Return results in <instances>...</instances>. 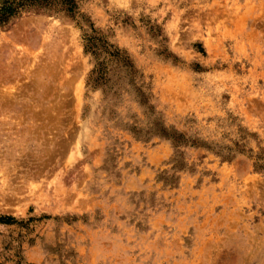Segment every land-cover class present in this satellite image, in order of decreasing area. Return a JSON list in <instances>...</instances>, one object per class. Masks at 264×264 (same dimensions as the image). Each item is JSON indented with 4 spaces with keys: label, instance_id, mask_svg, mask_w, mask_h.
<instances>
[{
    "label": "rangeland",
    "instance_id": "374dc122",
    "mask_svg": "<svg viewBox=\"0 0 264 264\" xmlns=\"http://www.w3.org/2000/svg\"><path fill=\"white\" fill-rule=\"evenodd\" d=\"M75 2L0 24V264H264V0Z\"/></svg>",
    "mask_w": 264,
    "mask_h": 264
},
{
    "label": "trees",
    "instance_id": "16d2710c",
    "mask_svg": "<svg viewBox=\"0 0 264 264\" xmlns=\"http://www.w3.org/2000/svg\"><path fill=\"white\" fill-rule=\"evenodd\" d=\"M55 3L60 5L61 8L68 13H73L76 8L75 0H17L15 1H5L3 5L0 7V24L5 23L10 16L18 13V11L24 8H28L34 5H48ZM90 46H93L90 43Z\"/></svg>",
    "mask_w": 264,
    "mask_h": 264
}]
</instances>
